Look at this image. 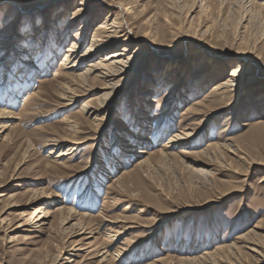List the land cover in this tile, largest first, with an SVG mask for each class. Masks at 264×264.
I'll use <instances>...</instances> for the list:
<instances>
[{"label": "rangeland", "instance_id": "374dc122", "mask_svg": "<svg viewBox=\"0 0 264 264\" xmlns=\"http://www.w3.org/2000/svg\"><path fill=\"white\" fill-rule=\"evenodd\" d=\"M8 1L0 0V29L15 23L7 34L0 32V48L8 54L0 66V109L14 118L0 136V264H149L159 258L178 264L233 243L238 247L230 256L234 261L220 264H264L239 239L250 230L264 236V0H213L210 7L206 1L211 0H173L178 6L173 23L192 24L189 35L172 43L161 0H122L130 6L133 33L164 35L139 48L130 39L133 67L103 98L97 121L80 108L98 106L101 84L87 82L89 88L76 90V103L64 108L55 90L63 80L54 73H60V59L73 36L83 53L99 23L113 19L119 6L107 5L109 0ZM77 6L85 13L75 23ZM7 9L9 20L4 19ZM238 63L247 69L246 76L236 78L238 86L228 94L210 93ZM173 84L177 89L171 92ZM191 105L194 109L185 112ZM67 117L80 123V134L68 129ZM180 126L199 131L198 136L160 155ZM133 132L138 137L134 148L144 153L123 148ZM74 137L88 139L62 160L48 154L49 140ZM226 141L230 146L220 147L213 162L210 152H200ZM68 145L62 142L55 151ZM142 158H148L146 163L136 165ZM119 177L122 182L116 183ZM42 191L51 195V204H42ZM65 208L78 214L69 215ZM41 210L50 212L45 224H30ZM83 213L85 233L69 236ZM65 217L71 219L62 227ZM90 231L92 238L83 239ZM105 246L124 257L99 262Z\"/></svg>", "mask_w": 264, "mask_h": 264}, {"label": "bare ground", "instance_id": "6f19581e", "mask_svg": "<svg viewBox=\"0 0 264 264\" xmlns=\"http://www.w3.org/2000/svg\"><path fill=\"white\" fill-rule=\"evenodd\" d=\"M9 1L7 3H10ZM215 1H217V0H215ZM215 1H213V0H211V2L206 1V3H207L206 7H210L213 4L212 2L216 3ZM225 1H227V0H221V2H225ZM105 3L107 5L113 6V7L119 6V8H120L119 12L114 16L113 19H108V17H106L102 23H99L98 28L94 32V35H93L92 39L90 40V43L88 44V47L85 49V51L83 53L79 52V48L81 46L78 43V41L76 40V37L73 36V40L70 42L69 47L68 48L66 47L67 50L60 59V64H59L60 69H58V70H60V73H57V72L54 73L56 80H58V79L63 80V81H60L59 83H57V87H55L56 88L55 90L59 94L58 97L64 101V103L62 105L64 108H67L68 106H72L73 104L76 103V101L78 100L77 99L78 95L76 94V92H77L76 90L78 88L81 89L84 87L89 88V86L86 84L87 82L96 81L99 84H101L100 89L104 90V92L100 96L101 98L99 100L98 106L97 107H90L89 105L84 104L80 108L81 114H85V115H87V117L95 115L94 120H96V121L98 120V117L101 115L103 109L105 108L104 107L105 105L103 106V104H104V101H102L103 98L107 97L108 95H110L116 89L119 88L122 81L126 78L127 72H129L131 67H133L134 63L131 62L133 56L128 54V50H129L128 46L130 43V39H132L133 41L139 42L138 47H137V48H139V44H142V43L145 44V43H148V41L154 42V40L159 41V39H160L159 37H163V35H164L163 32H160L158 30H156L154 33L151 31H147V30H139V31L133 33V28L130 27V24H129L128 19H127V13L130 11L129 10L130 6H128V3H123L122 0H109V2H105ZM161 4L167 8L166 11H163V13H162L164 15L163 16L164 21L168 24V26L170 28H172L171 32L173 35H172V38L169 40V43H172L173 42L172 40H174L175 38H180V36L183 37V36L189 35L188 31L191 30L189 27L192 24L191 22H190L191 24L189 23L190 24L189 26L188 25L182 26L181 23H178V24L173 23L174 22L173 18L175 16H178V14H177L178 12L176 10V9H178L177 8L178 6L175 5L174 1L173 0H161ZM80 5H81V3H80ZM203 5L204 4H201L200 7L202 8ZM262 6L264 9V2L262 3ZM77 7L75 8L76 11L74 12V14L72 16V20L75 23L78 22L79 18L85 13V9L80 8V7L77 8ZM81 11H83V12H81ZM109 12H108V14H109ZM252 12H254V11L252 10ZM255 13H256V11H255ZM255 15L258 16V14H255ZM10 17H11V14L9 13V9H7L4 19L9 20ZM14 21L15 20L9 21L10 23L8 24V26L5 25L6 27L5 26H3V28L1 27V29H0L1 34H3V33L7 34L9 32V30H12L13 24L15 23ZM69 26L70 25H67V27H69ZM31 42H32V40H31ZM117 43H122L120 49H115V50L109 51L108 53H105V54L103 53L106 50L114 48V45ZM4 45L2 47H5ZM5 50H6L5 48L4 49L0 48V66H3V61L5 60V58L8 55L6 52H4ZM4 53H6L5 56H4ZM85 62H88V64L86 65L87 67L82 69V66ZM29 65H30V63H29ZM242 66H243V64L238 63L236 67H233L231 69V72L228 74V76L225 80L218 81L217 83L213 84L212 89L210 90V93H214L215 95L221 93L220 95H222V93L228 94L229 92L233 91L234 87L238 86V80L236 78L240 77V76L244 77L247 75V69H245V68L243 69ZM136 67L137 66H135V68ZM133 72H134V70L131 72V75ZM64 76L67 78V80H64V78H63ZM176 89L177 88L173 84L170 91L173 92ZM89 90H91V89H89ZM223 96L226 97V95H223ZM223 96H221V97H223ZM207 98H210V97L208 96ZM153 100H155V99H153ZM200 101H201V99H200ZM200 101L198 103H202V101L201 102ZM234 103L235 102L233 101V102H228L227 104L229 106H231ZM203 104H205V103H203ZM192 108H193V105L188 106L186 108L185 112L191 110ZM141 109L142 108L139 107V110H141ZM197 111L199 112V110H197ZM13 118H14V116L6 108L0 109V136L7 129V127L10 125V124H7L8 121L13 119ZM145 119L147 121H150L149 117H146ZM61 120H63V119H61ZM204 121H201V122L203 123ZM65 123H66L68 129H72L75 133H79V134L81 133V131L79 129L81 125L75 119L70 120V118L67 117V118H65ZM180 128L182 130H180V131L177 130V132L171 134L168 137V139L166 140V142L162 144V147L158 151L160 155H162V156L170 155L171 153L168 152L169 148L176 146L178 144L181 145V143H183V145L188 146L189 144L192 143V140H195V138L198 136L199 131L188 132L187 130L189 129V127L183 128L180 126ZM180 128H178V129H180ZM137 132H135V133L133 132L132 133L133 136H132L131 140L127 141L126 144L123 146V148H129V150L134 149L133 151H130L131 154H138L140 152H143V153L145 152V150H143V151L139 150L138 151L134 148V144H137V142H138V141L134 140L135 138H138V137H136ZM87 139L88 138H81V137H76V138L74 137L71 139H68V138L51 139V140L48 139L49 141H52L51 142L52 148L50 149L48 154L51 155L53 153H57L55 155V158L57 159V161L62 160L64 158V156L72 154L74 151H76L79 148V146L84 141H86ZM143 140L147 141V139H144V138H143ZM62 142H68L70 145H68L64 149L60 150L59 152L55 151L57 147L61 146ZM229 142L226 141V143H228V144L223 143V145H219V143H218V145L214 144V146H211V147L208 146V147L204 148L203 150H201L200 152H203L205 154H209V152H210L211 153L210 158H211V161L213 162V159L215 158L216 154L219 153L220 147L227 148L229 145ZM130 152L128 151L127 154H130ZM147 159L148 158L139 159L137 161L136 165H139L142 167V165L146 163ZM215 162H217V164H215L216 166H219L222 168L229 166L228 163H225L223 161H221V162L215 161ZM209 165H213V164H208L207 166H209ZM211 170H207L206 168H198L197 169V171L205 172V173H210V172L212 173ZM222 170H224V169H222ZM120 179H121V177L116 178L114 181L116 183H119L121 181ZM41 193H42L41 197H39V198H43L41 200L42 204H44V205L51 204L47 200V199L51 198V195L45 194V192H43V191ZM57 209L62 210V209H64V207L60 206ZM65 209L69 215H72V214L77 215L78 214L72 208H65ZM49 216H50L49 210H46V211L41 210V213L36 218L35 222L30 223V224L34 225L35 223H39L40 225H43V224H45L46 218H48ZM78 216L79 217L77 218V221L71 225V227L74 228V231H71L69 236H72V234H74V236H82L85 233V226L80 221H82L86 217V213H83V214L78 215ZM68 219L70 220L71 217L63 218L61 220V226L64 224H67ZM105 221L108 222V225L113 224V221H108V220H105ZM100 226L101 225H99L98 227L100 228ZM91 233H92V231L89 232V236L82 237V238L85 240L92 238V236L90 235ZM249 235L250 236L251 235L258 236L259 238L257 237L258 239H255V238L247 239V237ZM110 237H111V235H110ZM262 238H264V236L261 233L256 232L255 230H250L249 232H247V233H245L239 237V239L245 240V242L247 243L246 247L248 248L249 251H251L253 253L252 257L255 260L264 259V251H263L264 246H263ZM112 240H115V237H113ZM76 241L77 240L75 239L71 242L74 243ZM106 248L107 247L105 246L104 247L105 250L103 251V255H100L102 257H101L99 262H103L106 260V258L109 259V257L114 258V260L115 259L118 260V259H121L124 257V255L120 251H117V254L114 253V255H115V257H114V255H112L109 252V250ZM235 251H238V247L236 248L234 246V243L229 244V245H224L222 247H216L213 251L205 250L202 254H199L198 257L187 258L185 256L186 258H182V259L178 260L179 261L178 264H180L182 262L188 263V262H199V261H203L206 264H220L221 262L226 263V262H228V260L233 262L234 260L230 259V256H232V254H235L236 253ZM149 264H171V262L166 261V259H164V258H159V259L154 260V263H149Z\"/></svg>", "mask_w": 264, "mask_h": 264}]
</instances>
